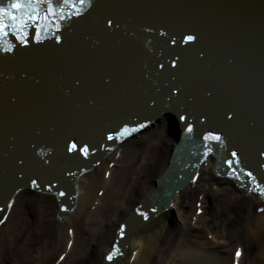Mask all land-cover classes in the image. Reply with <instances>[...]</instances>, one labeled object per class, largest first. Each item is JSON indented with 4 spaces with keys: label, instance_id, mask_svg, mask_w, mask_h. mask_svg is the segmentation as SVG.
Wrapping results in <instances>:
<instances>
[{
    "label": "water",
    "instance_id": "obj_1",
    "mask_svg": "<svg viewBox=\"0 0 264 264\" xmlns=\"http://www.w3.org/2000/svg\"><path fill=\"white\" fill-rule=\"evenodd\" d=\"M54 3L63 10L57 8V18L46 26L41 39L35 38L34 28L28 29L27 43L11 29L0 35V208L32 180L42 188V170L58 178L57 188H65L62 181L89 168L91 161L116 144L114 138L123 137L116 135L122 125L151 120L152 108L150 113L142 109V94L148 97L151 90L163 85L155 109L169 114L174 103L178 112L201 111L204 128L193 134L201 136L205 130L220 133L221 139L209 145L215 152L222 148L238 154L239 149L243 156L236 157L242 167L260 172L264 152V0ZM108 20L113 23L109 25ZM56 23L61 27L56 28ZM186 35L196 39L185 41ZM173 59L176 65L171 63ZM176 88L179 91H174ZM216 105L220 114L213 109ZM87 106L93 109L89 111ZM226 110L234 114V130ZM71 119L77 125L72 131L64 129L61 123L68 125ZM168 120L173 124V117ZM82 124L85 130L78 128ZM46 129L61 131L59 136L78 145H88L89 158L70 155L63 144L49 148L45 142L51 134L37 135ZM239 129L249 131L252 137L243 138ZM17 167L24 170L17 171ZM239 180L246 185L245 178ZM172 182L175 186L178 180ZM73 189L71 184V194ZM174 192L177 190L162 195L161 201L173 197Z\"/></svg>",
    "mask_w": 264,
    "mask_h": 264
},
{
    "label": "bare ground",
    "instance_id": "obj_2",
    "mask_svg": "<svg viewBox=\"0 0 264 264\" xmlns=\"http://www.w3.org/2000/svg\"><path fill=\"white\" fill-rule=\"evenodd\" d=\"M8 2L4 0V4ZM151 120L143 131L107 151L102 150L94 162L85 163L89 168L82 169L67 182L62 181L65 188L59 190H65L66 197L73 196L71 200H62V196L56 195L57 190L49 192L46 178L41 182L45 191H35L28 185L19 187L0 208V234L3 230L6 233V242L0 245V264H45L56 251L59 253L52 264H106L111 246L119 243L116 232L128 215L125 223L130 229L127 237L119 243L123 246V255L107 264H236L237 260L238 264H244L247 254L249 264H264V198L248 190L242 182L235 183L231 177L228 179L225 174L216 176L213 157L207 156L196 165L195 157L188 161L191 154L187 148L185 151L178 148V132L167 117L156 112ZM61 125L72 131L77 121L71 119L70 124ZM78 128L85 130L84 125ZM150 128L155 129L141 137L138 143L133 140ZM47 130L37 135L61 134V131ZM110 163H113L112 167ZM191 168L193 174H184ZM22 169L24 167H17V171ZM168 170L177 178H164ZM205 171L209 174L208 186L201 188ZM106 173H109L107 177ZM172 179L178 180L175 186ZM220 182L240 192V197L232 189H214L213 186ZM71 184L74 188L72 194L69 190ZM164 184L170 185L164 194L177 192L166 201L150 204L148 201L155 198L151 194L158 185L160 191L165 190ZM97 191L102 192L100 196ZM194 193L196 198H193ZM191 204L194 214L192 223L188 224ZM153 207L156 208L154 212ZM259 207L263 208L261 212L257 210ZM197 208L201 209L200 215L196 214ZM207 208L211 213L204 218ZM253 208L255 211L250 215ZM32 211L35 215L30 219ZM143 211L146 218L144 214L143 217L138 215ZM200 222L207 229L213 227L217 236L228 234L235 241L230 248V257L215 255L195 238L185 239L183 231ZM28 229L29 235L23 237ZM178 231L182 238L176 241ZM33 234L37 237L36 242L30 238ZM242 241L245 242L243 249ZM215 244L219 247L224 243L215 240ZM236 247L242 249L239 257L234 256ZM2 248L15 250L14 262L10 258L8 263L5 262L6 252ZM60 256H63L61 260Z\"/></svg>",
    "mask_w": 264,
    "mask_h": 264
},
{
    "label": "snow or ice",
    "instance_id": "obj_3",
    "mask_svg": "<svg viewBox=\"0 0 264 264\" xmlns=\"http://www.w3.org/2000/svg\"><path fill=\"white\" fill-rule=\"evenodd\" d=\"M67 2V0H65ZM87 0H79V4L83 6ZM74 8L76 7V4L72 5ZM57 8H60V10H63L62 5H58L54 3V0H9L7 5L0 3V35H7V32L9 29H11L17 36V38L27 43L26 36L29 34L28 29L34 28L35 29V38L37 40L41 39V33L47 31V27L50 25V22L52 20H55L57 18ZM79 14V13H77ZM107 23L111 25L113 23L112 20H108ZM56 28H60L61 25L59 23H56ZM163 31V29H161ZM60 36H57L56 39H60ZM196 39L193 35H186L184 36L185 41H194ZM175 43V41H173ZM201 56L204 55L203 52L200 53ZM173 65L177 64V60L173 59L171 61ZM163 67V65H161ZM79 83V81H77ZM174 91H179L178 88L174 89ZM234 114L231 110H226V116L232 117ZM181 120H186V116H180ZM204 116H201V119H204ZM144 125H135L134 127H130L129 125H124L119 133H116L117 136H125L128 135L131 131L134 129L142 128ZM193 125L187 124V131H192ZM206 138H212L215 140L221 139V134L218 132H209L205 134ZM113 138V134L109 133V139ZM72 147H77L76 142L74 141L72 143ZM84 151L85 154H87L88 151V145H84L81 149ZM233 157H236L237 153L233 151L232 153ZM229 164L232 163L231 160L228 161ZM245 171L249 172V176L252 177V183L257 184L255 177L253 174L248 170L245 169ZM235 174V172L230 173ZM33 186L37 185L36 180H32ZM51 187V185H49ZM257 187L261 192H264V187H260L257 184ZM62 194V193H61ZM11 201H9V205H11ZM137 211H140V209H137ZM145 218L147 217V214L144 213ZM125 225L120 226V236H124L125 232L123 229L125 228ZM113 251H117L116 248L113 249ZM242 253L241 248H237L235 251L236 257H239ZM107 259L112 260L113 259V253L109 252ZM238 264V260L236 262Z\"/></svg>",
    "mask_w": 264,
    "mask_h": 264
},
{
    "label": "rangeland",
    "instance_id": "obj_4",
    "mask_svg": "<svg viewBox=\"0 0 264 264\" xmlns=\"http://www.w3.org/2000/svg\"><path fill=\"white\" fill-rule=\"evenodd\" d=\"M153 129H155V128H152V129L150 128V129L146 130L145 132L138 134L133 140H136V143H138V141L140 140L141 137H144V135L150 133L151 130H153ZM147 137L150 138V136H147ZM100 175H101V173L99 174V176ZM208 175H209L208 171H205V174L203 175V177H205V179H203V181L200 182L201 183V188H207V186H208V179H207ZM213 187H214V189L219 187V188H222V190L223 189H228V190L232 189L228 184H225V183H222V182H220L219 184L214 185ZM101 191L100 192L97 191L98 196L101 195ZM233 192L235 193L236 196L238 195V197H240V194H239L240 192H238L237 190H233ZM193 198H196L195 197V193L193 194ZM191 203H192V200H191ZM190 208H191V210H190V212L188 214V217H187L188 224L192 223L191 222V216H193V214H194V208H193L192 204H191ZM209 210H210L209 208H207L205 210L206 214H205L204 218H207V216H209L207 213H211ZM254 211L255 210L253 208L250 211V215H253ZM242 212L246 213V211H242ZM32 215H35V213L33 211H32V214H30V216H29L30 219H33ZM225 216H226V213H225ZM174 217L179 222V220L177 218V212L176 211H174ZM92 225H93V223H92ZM181 225H183V223H181ZM29 227L33 228L32 226H29ZM192 227L193 228H191V229L183 231L186 240L189 239V238L190 239L195 238V239H197L198 243H200L202 245L205 244V247L207 248V250H209L211 252H214L215 255H218V256H221V257H230L231 256L230 248L234 246V244H235L234 242L235 241H232V239L230 237H228V234L227 235H223V236H220V235L217 236L215 234V232H214V228L213 227H210L209 229H207L206 226L202 222L196 223ZM207 230H209V231H207ZM28 231H29V229L24 232V236L23 237H26V236L29 235ZM178 232L179 233L176 236V238H177L176 241H178L179 239L182 238L181 235L179 236V234L181 232L180 231H178ZM234 237H236V235ZM30 238L34 239L35 242L37 241V237L35 236V234L30 235ZM5 240H6V233H5V230H3V232L0 234V245L1 246L3 245V243L6 242ZM215 240L218 241V242H223L224 244L220 245L219 247H216L215 246L216 245L215 244ZM213 244H215V245H213ZM244 244H245V242L242 241V243H241L242 249L244 247ZM3 248H2V250H4ZM7 250H4V252H6L4 254V256L6 255L5 262L8 263L10 261L9 258L11 259V261L14 262L13 252H15V250L14 249H10L8 251ZM58 253H59V251H56L55 255H52L51 258L48 259L45 264L55 263V260H56V257L58 255ZM247 255L245 257L244 264H249V256L247 257ZM11 257H13V258H11Z\"/></svg>",
    "mask_w": 264,
    "mask_h": 264
}]
</instances>
